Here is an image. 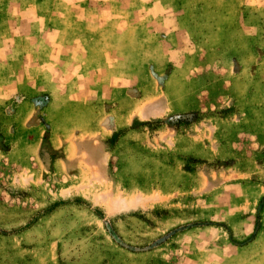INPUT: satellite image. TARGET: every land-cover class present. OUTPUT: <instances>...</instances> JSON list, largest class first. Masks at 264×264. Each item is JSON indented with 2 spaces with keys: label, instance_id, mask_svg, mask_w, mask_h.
I'll use <instances>...</instances> for the list:
<instances>
[{
  "label": "rangeland",
  "instance_id": "1",
  "mask_svg": "<svg viewBox=\"0 0 264 264\" xmlns=\"http://www.w3.org/2000/svg\"><path fill=\"white\" fill-rule=\"evenodd\" d=\"M0 264H264V0H0Z\"/></svg>",
  "mask_w": 264,
  "mask_h": 264
}]
</instances>
